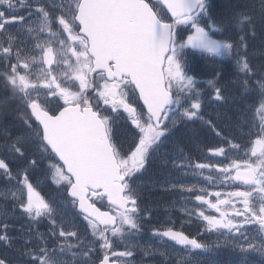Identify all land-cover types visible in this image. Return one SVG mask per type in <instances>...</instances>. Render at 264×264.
Segmentation results:
<instances>
[{
	"label": "trees",
	"instance_id": "16d2710c",
	"mask_svg": "<svg viewBox=\"0 0 264 264\" xmlns=\"http://www.w3.org/2000/svg\"><path fill=\"white\" fill-rule=\"evenodd\" d=\"M211 4L215 5L216 11L213 12L216 19L219 18L225 22V24L222 25L228 27V29L232 28L233 30L235 28L236 23L233 22L235 19L245 18L247 22L242 25L246 27L248 23L252 30V38L250 37L247 41L248 50L239 54L234 61L225 60V65H222V67L225 66V68H230L231 70L232 68L235 69L232 71L227 69L219 75L223 77V79H218L219 86L216 91L219 94L226 95V97L228 96L233 102L236 100V102L231 104L234 107L233 109H242L245 105L244 101L251 105V101L257 102L261 99L262 103L264 101V0H211ZM0 56H2V54H0ZM238 69H243L238 72L240 75L233 76ZM6 77L11 78L12 76L7 74L4 75L3 70H0V142L10 137L12 132H18V128L16 127L19 123L23 126V121L25 119V117L15 113V108L10 103V97L6 96L4 93ZM243 77L244 79H242ZM246 77H248V79ZM242 88L256 89V91L252 93V99ZM239 125L240 124H237V126ZM32 159H34V155L29 153L25 148V153L20 157V162L16 167H23V165L31 162ZM12 164L14 166L16 165L14 162H12ZM2 167L3 166L0 165V215L6 208L11 212L9 200L2 198L5 194L4 188L8 189L11 184L8 177L13 174L18 176L20 172V169L14 167L12 169H5ZM13 189L14 188H12L11 191ZM1 234L2 231L0 230V235ZM1 241L0 239V242ZM165 257H163V262H166V264H186L183 263L182 259H172L171 255Z\"/></svg>",
	"mask_w": 264,
	"mask_h": 264
},
{
	"label": "water",
	"instance_id": "95a60500",
	"mask_svg": "<svg viewBox=\"0 0 264 264\" xmlns=\"http://www.w3.org/2000/svg\"><path fill=\"white\" fill-rule=\"evenodd\" d=\"M152 26H153V30H154L153 33H154L155 36H158L159 37L160 43L162 45L164 43H168L167 46H166V49H167V52H168V46H169V41H170V38H169L168 34H170V32L169 31L167 32L166 31V28L163 25H161L157 20H155L152 23ZM143 34H145V33L142 32V30H141L138 33V36L139 35H143ZM141 41L150 43L149 40L141 39ZM160 50H161V53L160 54H157L155 56L153 55V56H151L149 58V59H154L153 61H154L155 65H158V67L154 71V74L156 75V77H159V76L162 77V69H163V66H164V57L167 54V52H165L166 50L164 48H161ZM143 57L145 59H148L144 55H143ZM123 60H127L128 61L127 64L131 68H134V67L140 65L141 57H139V56H133V57H130V58H123ZM33 115L34 116H38L40 114H37V113L34 112ZM70 194L75 197L74 199L79 200V202H80V204H79V210L81 211L82 208L84 207V205L87 204V202L85 201L86 198H84L82 195H78V194L73 193V192H70Z\"/></svg>",
	"mask_w": 264,
	"mask_h": 264
},
{
	"label": "rangeland",
	"instance_id": "374dc122",
	"mask_svg": "<svg viewBox=\"0 0 264 264\" xmlns=\"http://www.w3.org/2000/svg\"><path fill=\"white\" fill-rule=\"evenodd\" d=\"M204 39H207V35L206 34L203 36V39H199L198 43H199V47L200 48H203V45H206L203 42ZM47 82H48V84H50L49 80ZM168 144H169V142L166 140V138L163 135H154V136H152L149 139L148 146H147V152L149 154H152L157 148L166 147V146H168ZM132 171H133V173L135 175V179L134 180H135L136 184L141 183V182H143L145 180V176L142 173V170L133 169ZM149 183L151 184V182H149ZM122 217H123L122 221L124 222V226H127V225L130 226V222H129L130 218H128V216H122ZM120 235H122V233H120Z\"/></svg>",
	"mask_w": 264,
	"mask_h": 264
},
{
	"label": "flooded vegetation",
	"instance_id": "af4514ba",
	"mask_svg": "<svg viewBox=\"0 0 264 264\" xmlns=\"http://www.w3.org/2000/svg\"><path fill=\"white\" fill-rule=\"evenodd\" d=\"M83 44L86 45L85 42H83ZM87 55H88V49H86V50L81 49L80 52L78 53V56H82L84 58H88ZM87 80L94 87L100 86L99 88H101V86H103V87L108 88V89H110L111 87L117 88L118 90L124 89V87L122 86V83H119V82H108L104 78H101V77L98 78L97 76L96 77H91V78H89ZM106 93L109 94V90H106ZM93 101L96 102L97 104L100 102V100L98 99L97 96H94L93 97ZM93 101L89 97L88 94H85L84 98H82V100L80 101V103L81 104H84V105L86 103L93 104Z\"/></svg>",
	"mask_w": 264,
	"mask_h": 264
}]
</instances>
